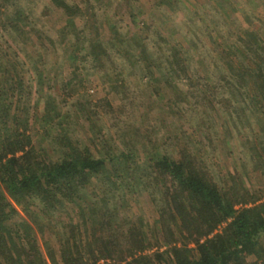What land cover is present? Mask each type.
<instances>
[{"label": "trees", "instance_id": "obj_1", "mask_svg": "<svg viewBox=\"0 0 264 264\" xmlns=\"http://www.w3.org/2000/svg\"><path fill=\"white\" fill-rule=\"evenodd\" d=\"M51 1L66 12L69 27L75 25L74 16L83 14L69 0ZM9 2L0 0V33L18 43L19 35H28L29 15L23 7L11 11ZM76 32L72 40L61 39L66 49L71 48L68 61L76 69L79 58H91L96 68L106 67L109 53L102 41L91 43L81 54L79 29ZM240 40L243 51L239 44L230 43L227 52L222 51L228 56L223 87L231 96H221L219 102L244 123L243 130L253 138L245 134L248 160L242 166L246 170L228 172L230 181L223 179L222 184L210 165L184 147L178 157L150 153L144 163L133 153L116 154L111 144L100 140L93 110L82 115L91 124L96 155L74 133L70 113L62 112V106L42 94V89L44 112L39 113V100L30 115L27 70L15 51L13 55L0 46V264H264V33L246 31ZM171 55L168 61L174 72L180 68L176 75H186L184 52L175 48ZM42 66L34 67L40 84L47 80ZM212 80L209 76V84ZM35 122L43 137H54L55 155L35 143L31 132ZM255 173L260 174L262 186L249 184L248 177ZM93 177L114 186L119 178L128 179L133 187L142 181L163 190L165 204L153 230L155 241L151 242L143 224L122 231L115 228L111 220L98 215L100 207L96 206L66 222L57 246L46 240L44 252L38 233L50 230L51 217L80 197ZM34 204L39 206L37 212ZM174 226L182 234L180 244ZM155 246L165 249L147 253Z\"/></svg>", "mask_w": 264, "mask_h": 264}, {"label": "rangeland", "instance_id": "obj_2", "mask_svg": "<svg viewBox=\"0 0 264 264\" xmlns=\"http://www.w3.org/2000/svg\"><path fill=\"white\" fill-rule=\"evenodd\" d=\"M69 1L83 9L70 27L66 12L51 0L9 2L11 11L23 7L29 15V27H25L28 35H19L15 43L0 33V46L11 54L15 51L28 72L30 115L39 100V113L44 112L42 89V94L62 106V112L70 113L74 133L96 155L90 139L91 124L82 115L93 110L100 140L111 144L116 154L133 153L144 163L150 153L178 157L184 147L208 168L210 165L222 179L221 184L223 179L230 181L228 172L246 170L242 166L248 160L245 134L252 137V133L243 130L244 123L219 102L221 96H231L223 87L228 62L223 52L228 50L227 43L239 44L243 51L240 37L246 31L264 33V0ZM76 28L83 46L81 54L90 49L91 43L102 41L109 53L106 67L96 68L91 58H79L76 69L68 61L71 48L66 49L61 39H74ZM175 48L186 56V75H176L180 68L175 73L168 61ZM146 55L148 58H144ZM246 62L251 64L249 59ZM36 64L46 69L47 80L42 84L35 74ZM209 76L214 79L210 84ZM31 132L39 147L51 155L57 153L54 137H43L38 122L31 124ZM248 168L252 169L250 165ZM248 179L250 185L262 186L260 174ZM115 180L114 186L93 177L80 197L56 211L48 222L50 230L44 235L38 233L42 250L46 252V240L57 246V236L63 233L66 222L77 220L81 211L88 214L96 206L100 207L98 215L111 220L121 231L143 224L154 242L153 230L165 204L163 190L142 181L133 187L128 179ZM38 207L34 204L33 210L37 212ZM20 215L33 223L25 211ZM174 230L180 244V229L174 226ZM160 248L155 246L147 253Z\"/></svg>", "mask_w": 264, "mask_h": 264}]
</instances>
